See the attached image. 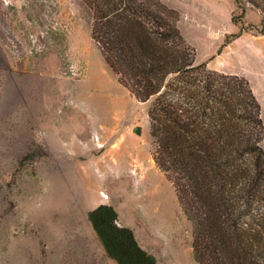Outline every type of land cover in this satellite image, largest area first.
Returning <instances> with one entry per match:
<instances>
[{
    "label": "rangeland",
    "instance_id": "rangeland-1",
    "mask_svg": "<svg viewBox=\"0 0 264 264\" xmlns=\"http://www.w3.org/2000/svg\"><path fill=\"white\" fill-rule=\"evenodd\" d=\"M164 1L183 13L179 26L202 54L208 32L245 26L239 54L223 64L251 77L264 119L261 11L240 17L234 0ZM91 22L82 0H0V264H118L88 217L100 203L116 208L158 264H198L193 222L153 158L152 102L120 83Z\"/></svg>",
    "mask_w": 264,
    "mask_h": 264
},
{
    "label": "trees",
    "instance_id": "trees-1",
    "mask_svg": "<svg viewBox=\"0 0 264 264\" xmlns=\"http://www.w3.org/2000/svg\"><path fill=\"white\" fill-rule=\"evenodd\" d=\"M82 1L120 83L152 102L153 158L193 222L196 262L264 264V119L250 80L197 62L179 10L164 0ZM234 1L240 17L249 6L261 11L264 34V0ZM88 217L118 264H158L112 204L100 203Z\"/></svg>",
    "mask_w": 264,
    "mask_h": 264
},
{
    "label": "crops",
    "instance_id": "crops-1",
    "mask_svg": "<svg viewBox=\"0 0 264 264\" xmlns=\"http://www.w3.org/2000/svg\"><path fill=\"white\" fill-rule=\"evenodd\" d=\"M249 13H253V10L248 9L246 12V16H248ZM182 20H183V13L181 14V18L179 20L180 23L182 22ZM236 31H234V32H208V34H206L205 42H204L206 45V48H207L204 54H202V51L200 49L199 41L197 42V41H195V39H190L189 37L186 36V34L184 32H183V34L185 35L186 39L193 46L196 47L197 62L200 63V62L206 61L210 68L228 73L227 69L225 68L226 65L223 64V61L227 60V57H228L227 53H229V55H232V56L233 55L237 56L239 54V51H237V44L240 41H243L245 36L248 35L247 32H243V33H241L240 36L236 37L231 42H229L223 46V44L225 43L227 35L230 33H237ZM233 72H235L236 74L239 73V71H233ZM246 76L250 77L248 74H246ZM250 79H251V77H250ZM252 83H253V81H252ZM253 89L256 93L257 90H256L254 85H253Z\"/></svg>",
    "mask_w": 264,
    "mask_h": 264
},
{
    "label": "water",
    "instance_id": "water-1",
    "mask_svg": "<svg viewBox=\"0 0 264 264\" xmlns=\"http://www.w3.org/2000/svg\"><path fill=\"white\" fill-rule=\"evenodd\" d=\"M135 132H137L138 134H142V127L140 125L135 126L134 128Z\"/></svg>",
    "mask_w": 264,
    "mask_h": 264
}]
</instances>
